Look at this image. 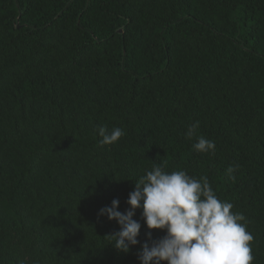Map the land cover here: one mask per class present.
Here are the masks:
<instances>
[{
  "label": "trees",
  "instance_id": "obj_1",
  "mask_svg": "<svg viewBox=\"0 0 264 264\" xmlns=\"http://www.w3.org/2000/svg\"><path fill=\"white\" fill-rule=\"evenodd\" d=\"M162 161L207 177L264 264V0H0V264H140L166 232L137 209L125 253L98 213Z\"/></svg>",
  "mask_w": 264,
  "mask_h": 264
},
{
  "label": "clouds",
  "instance_id": "obj_2",
  "mask_svg": "<svg viewBox=\"0 0 264 264\" xmlns=\"http://www.w3.org/2000/svg\"><path fill=\"white\" fill-rule=\"evenodd\" d=\"M200 122L189 125L185 138L196 142L192 148L197 153L215 154L216 144L203 135L197 136ZM120 127L99 129L101 147L114 145L125 136ZM236 169L229 166L226 173L234 179ZM127 204L121 212L119 199L99 210V216L116 221L120 230L106 238L111 246L130 252L131 246L140 244L138 237L142 225L134 219L137 209L149 230H164L166 235L147 240L138 252L140 264H251V241L246 217L234 212V205L221 200L206 176L195 177L186 170L167 169L166 162L153 163L150 170L135 181ZM151 241V244L148 242Z\"/></svg>",
  "mask_w": 264,
  "mask_h": 264
}]
</instances>
